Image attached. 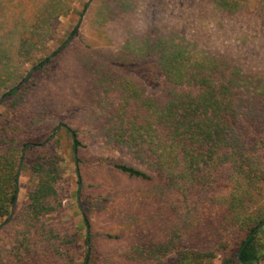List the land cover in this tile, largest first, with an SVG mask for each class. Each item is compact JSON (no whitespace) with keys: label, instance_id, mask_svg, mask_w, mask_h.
<instances>
[{"label":"trees","instance_id":"1","mask_svg":"<svg viewBox=\"0 0 264 264\" xmlns=\"http://www.w3.org/2000/svg\"><path fill=\"white\" fill-rule=\"evenodd\" d=\"M98 1L96 9L100 12L98 20L101 24L124 21L133 33L125 40L123 48L104 52L105 58L98 61L91 54L86 63L92 84L100 81L103 88L104 84L106 86L104 92H110L105 105L103 103L99 122L110 138L137 156L138 152L150 151L143 162L164 180L167 195L173 194L177 198L173 200V206L187 210L186 213H190L187 224H193L185 232L179 228L174 230L167 242L154 243L150 256L163 263L162 255L156 253L162 247L163 252L175 253L173 260L177 264H204L210 259L212 250L199 248L194 233H200L197 224L192 222L194 219L200 222V197L211 191L219 180H224L232 184V190L216 200L225 206L230 220L249 226L248 234L240 242L236 261L257 262V230L249 235L264 216L251 217L249 211L253 196L264 182V46L258 45L264 44V0L195 1L204 11L212 9L222 19L234 21L232 27L235 30L229 43L219 42L216 30H194L192 23L185 25V32L173 26L163 31L158 25L154 30L140 31L134 29L130 17L135 14L138 0ZM144 1L146 9L143 12L159 13L172 5L177 11L185 8V2L180 0ZM47 10L44 17L27 24L29 33L21 39L22 54L31 55L37 41L41 43L51 32V22L62 12L61 3L49 1ZM174 19L180 21L178 17ZM236 32L241 37L235 35ZM35 33L33 41L31 35ZM59 52L58 48L38 59L34 72L44 76L53 67L54 57ZM142 61L153 62L156 66L152 79L157 75L160 79L151 87L126 68ZM34 72L23 83H20L23 77L10 82L3 93L11 90L8 96L12 97L15 106H21L24 101L29 103L31 115L33 112L42 114L46 103L52 100L45 91L40 103L33 104L34 96L40 95L41 90ZM126 85L131 86L132 94L128 93ZM116 90L118 99L114 98ZM8 123V120L0 122L1 223L7 219L15 199L18 188L16 168L26 144L16 134L20 129L9 128ZM70 133L75 136L74 131L70 130ZM78 145L75 137L73 149ZM109 165L132 178H153L151 173L124 160H114ZM30 168L37 177L36 185L29 190L26 204L8 221L9 224L16 219L21 221L27 231L10 250L15 259L13 264H76V257L65 255L67 251L59 247L60 233L44 219L61 208L57 188L60 173L55 158L41 154ZM80 183L79 178L78 188ZM83 218L89 226L86 216ZM87 233L84 241L88 247ZM217 234L220 236L218 231ZM217 244L226 246L223 241ZM83 259L85 264L93 261L86 254Z\"/></svg>","mask_w":264,"mask_h":264},{"label":"rangeland","instance_id":"2","mask_svg":"<svg viewBox=\"0 0 264 264\" xmlns=\"http://www.w3.org/2000/svg\"><path fill=\"white\" fill-rule=\"evenodd\" d=\"M49 1L52 0H0V122L8 120L9 128L20 129L16 134L22 142L30 143L23 156L21 150L19 157V160L22 157V164L17 183V200L11 214L9 210L10 219L26 204L29 190L36 185L37 177L31 171V163L41 154L50 155L55 158L60 173L57 188L61 208L47 214L44 219L60 233L57 243L62 250L67 251L65 255L75 256L76 264H85V254L92 258L91 264H177L173 260V251L163 252L164 248L161 247L160 252H156L162 255L163 263H160L150 256L151 249L154 248V243L171 239L170 236L177 228L183 232L190 229L193 226L187 224L190 213L173 206V200L177 199L175 195H167L164 180L159 179L157 173L143 162L150 151L138 152L137 156L110 138L107 129L103 130L99 121L103 103L105 105L110 92H104V89L107 91L106 86L103 83V88L100 81L92 84L87 72L86 63H89L91 54L98 61L105 58L104 52L123 48L125 40L133 34L131 26L124 21L101 24L98 20L100 12L97 13L98 8L96 9L98 0H59L62 12L51 22V32L41 43L37 41L38 44L33 47L34 52L26 56L21 53V39L24 34L29 33L26 26L49 12ZM138 1L134 16H130L134 29L151 31L158 25L163 31L173 26L185 32V25L191 26L192 23L194 30H216L219 42L229 43L233 36L234 21L222 19L212 9L204 11L201 4L195 2L197 0H180L185 2L182 11H177L172 5L159 13L143 12L146 9L145 1ZM83 10L85 13L82 17ZM77 26V30L67 41ZM36 35H31L33 41ZM235 35L240 36L239 32ZM240 39L238 38L239 42ZM62 44L64 46L54 57L53 67L44 76L40 72H34L38 59ZM258 45L264 46L263 43ZM155 67L150 61L134 62L126 66L146 82L147 86L160 79L158 75L156 79H152ZM33 72L41 87L40 95L33 98V104L40 103L45 91H48L52 100L46 103L42 114L33 112L31 115L29 103L24 101L21 106H15L12 97L8 96L11 90L7 91L8 94L5 93L7 95L4 98L3 93L10 82L23 77L20 81L23 83L28 77L26 75ZM126 86L128 93L132 94L131 86ZM115 97L118 99L117 90ZM59 124L61 126L54 131ZM70 130L74 131L79 141L75 154ZM52 133L53 137L49 139ZM151 145L154 148V141ZM114 160H124L136 165L151 173L153 178L129 177L109 165ZM79 178L80 188L77 185ZM261 184L250 203L251 217L261 214L264 216V182ZM231 185L219 180L211 191L208 190L199 199L200 222L194 219L192 223L197 224L200 235L194 233L195 238L201 250L211 248L213 253L204 264H242L236 261V254L240 242L248 234L249 226L230 220L231 215H228L225 206L216 200L228 194L232 190ZM205 199L208 201L204 202ZM192 213L196 214L195 211ZM85 216L89 226L85 225ZM2 223L0 221V225ZM24 231V224L17 219L16 222H7L0 227L1 264H13L15 259L10 250L27 233ZM87 231L88 247L84 241ZM255 231L258 261L254 264H264V221L252 234ZM198 237L203 240L200 241ZM220 241L225 242L226 246L217 244Z\"/></svg>","mask_w":264,"mask_h":264},{"label":"water","instance_id":"3","mask_svg":"<svg viewBox=\"0 0 264 264\" xmlns=\"http://www.w3.org/2000/svg\"><path fill=\"white\" fill-rule=\"evenodd\" d=\"M91 0H89V2H90ZM89 2H88V4H89ZM84 13H85V10H83V12H82V17H83V15H84ZM82 17H81V19H80V22H81V20H82ZM80 22H79V24H80ZM79 24H78V26H79ZM78 26L76 27V29H75V31L77 30V28H78ZM75 31L67 38V41L73 36V34L75 33ZM64 46V44H62L60 47H59V49L60 48H62ZM32 70V69H31ZM29 75V73L26 75V77ZM8 92H10V91H8ZM8 92H7V94H8ZM7 94H5L4 96H3V98L7 95ZM61 126V124H59V125H57L56 127H55V129H54V131H57L58 130V128ZM53 137V133L50 135V137H49V139H51ZM72 143H73V145H75V136L73 135L72 136ZM30 145V143H26L25 145H24V147L22 148V155L21 156H23V153H24V151H25V149L28 147ZM76 153V149H75V146H74V154ZM21 164H22V157L20 158V160H19V162H18V166H17V171H16V177H18L19 176V171H20V168H21ZM16 200H17V191H16V194H15V199L13 200V202H12V204H11V207H10V214H11V210H12V208H13V206L15 205V203H16ZM77 200H79V197H77ZM10 214H9V216H8V218H7V220L4 222V223H2L1 225H0V227H2L3 225H5L8 221H9V219H10ZM263 221H264V219L259 223V225L256 227V229H258L260 226H261V224L263 223ZM88 234V233H87ZM252 235V233L249 235V237ZM248 237V238H249ZM248 238H247V240H248ZM88 245H89V243H88ZM238 257H239V253H238ZM255 263V261H253L252 263H242V264H254Z\"/></svg>","mask_w":264,"mask_h":264}]
</instances>
